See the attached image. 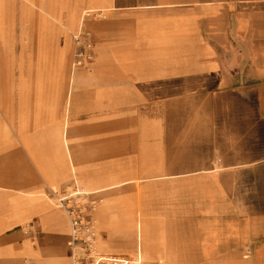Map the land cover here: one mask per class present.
Wrapping results in <instances>:
<instances>
[{
	"label": "crops",
	"instance_id": "obj_1",
	"mask_svg": "<svg viewBox=\"0 0 264 264\" xmlns=\"http://www.w3.org/2000/svg\"><path fill=\"white\" fill-rule=\"evenodd\" d=\"M40 3L52 4L71 31L80 5L85 17L115 11L90 27L94 62L69 80L63 130L40 137L54 142L64 178L92 164L93 119L126 123L116 132L131 147L122 151L118 138L116 163L108 146L100 148L101 165L122 168L107 171L101 184L80 182L84 194H102L105 219L115 211L110 229L96 232L97 251L122 264H264V0ZM28 4L35 6L3 0L0 17H15L24 34ZM30 71L36 74L33 61ZM5 87L19 124L33 99L38 121L40 79L7 77ZM25 143L35 155L34 139ZM126 182L148 185L118 190ZM1 189L14 193L0 215V264H71L67 218L39 193Z\"/></svg>",
	"mask_w": 264,
	"mask_h": 264
},
{
	"label": "rangeland",
	"instance_id": "obj_2",
	"mask_svg": "<svg viewBox=\"0 0 264 264\" xmlns=\"http://www.w3.org/2000/svg\"><path fill=\"white\" fill-rule=\"evenodd\" d=\"M13 1L14 3L19 2V0ZM26 1L31 4L34 2L35 6L32 4V7L28 4L31 16L27 17L28 20L23 23L25 28L24 34L18 28L19 23L13 21L14 23L12 24L11 20L15 17H10V22L7 21V17H0V215L8 210L7 201L10 198L9 195H13L14 193L13 191L1 188H13L19 185L20 188L33 191V193H39L40 199H44L52 210L61 212L65 216L56 207L55 197L73 191L83 192L82 194H84L85 191L81 187V181L84 183L101 184L107 171L115 173L118 168H122L117 167V165L110 167L101 165L100 148L102 145L108 146L109 154L112 153L114 155L108 159L109 163H116L118 161L116 157L118 138H120L121 146L119 144V147H121L122 151L126 147H131L130 141L126 139L127 135L116 132L118 126L126 124L122 118L118 119L115 116L109 118L105 123L104 120L93 119L92 134L90 135L93 147L92 164L81 168L78 167L81 169L80 172L68 174V176L63 178L57 175L58 170L56 169L58 168L59 151L55 144H52L54 142H43L40 139L42 135H52L57 130H63L62 126L67 116L65 98L69 88V80L74 74L86 73V68L94 62L93 50L90 61L84 62L80 67L74 65L75 53L77 51L74 37L79 33L87 34V42H91V38L96 32L93 28L92 32L90 27L99 25L104 19L108 20V17H112L115 11L111 8L107 12H95L85 17L83 13L87 11L88 7L80 5L77 10L76 28L71 31L68 29L67 22L56 21L60 15L55 16L53 14L54 6L52 4L51 6L53 7L47 6L45 8L41 5L40 0ZM39 6L40 11L36 8ZM2 12L3 0H0V13ZM52 14L55 17H52ZM82 16L85 18L82 19ZM40 20H42L43 28H40ZM22 50L23 53H21ZM19 59L24 60L20 62ZM32 61L35 64L34 72L36 74L34 75L31 71V73L27 72L28 65ZM22 76L40 79V108L43 109L38 118L39 123L34 116L36 110L32 108L36 99L27 102L29 105L26 104L25 114L27 116H24L23 121L21 120L22 122L19 124L17 119V101H12L10 100L11 96H7V93L11 91L9 87L6 92L5 81L7 77L13 81H17V78ZM93 115L94 117H99L100 114L94 113ZM22 123L23 129L17 131L19 125ZM32 138L35 143V155L33 156L30 155L27 143H25ZM123 138L128 144L124 143ZM76 139L84 142V133H77ZM124 159L126 160L125 157ZM121 161L124 162V160ZM126 183L129 184L118 190L141 189L148 185L147 183ZM153 185L157 189L164 188V183L162 182L153 183ZM118 190L109 193L112 199H116L113 196L116 195ZM53 193H56V195L54 196ZM87 196L89 199H97L99 201L94 212L96 232H104L106 229H110L111 225L107 219L112 217L115 211L109 210L105 219L104 213L109 207L105 206L102 194ZM28 227V224L22 227L26 235L28 234ZM14 230L12 229V231ZM10 232L8 231V233ZM102 243V240L99 239L97 244L99 251H102L100 250ZM131 264L146 263L133 260Z\"/></svg>",
	"mask_w": 264,
	"mask_h": 264
},
{
	"label": "built area",
	"instance_id": "obj_3",
	"mask_svg": "<svg viewBox=\"0 0 264 264\" xmlns=\"http://www.w3.org/2000/svg\"><path fill=\"white\" fill-rule=\"evenodd\" d=\"M87 34L79 33L74 37L77 51L74 65L82 66L90 61V43ZM55 196L56 193H53ZM56 207L66 216L70 235L67 247L70 252L71 264H122L110 255H104L96 249V230L94 212L99 201L89 199L87 195L78 191L64 193L55 197Z\"/></svg>",
	"mask_w": 264,
	"mask_h": 264
},
{
	"label": "bare ground",
	"instance_id": "obj_4",
	"mask_svg": "<svg viewBox=\"0 0 264 264\" xmlns=\"http://www.w3.org/2000/svg\"><path fill=\"white\" fill-rule=\"evenodd\" d=\"M67 152V151H66ZM89 195H92V194H90V193H88ZM96 245H97V233H96Z\"/></svg>",
	"mask_w": 264,
	"mask_h": 264
}]
</instances>
